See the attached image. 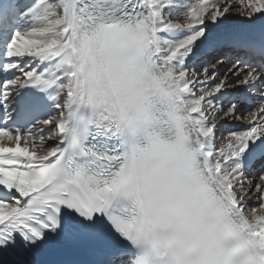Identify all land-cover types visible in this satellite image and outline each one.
I'll list each match as a JSON object with an SVG mask.
<instances>
[{
    "label": "snow or ice",
    "instance_id": "obj_1",
    "mask_svg": "<svg viewBox=\"0 0 264 264\" xmlns=\"http://www.w3.org/2000/svg\"><path fill=\"white\" fill-rule=\"evenodd\" d=\"M109 31L149 41L142 71L191 105L214 188L237 214L264 212V0H0L4 253L88 240L100 243L92 264H142L125 210L108 197L124 161L112 108L83 122L69 148L79 84L68 53ZM256 220L253 244L264 248V215Z\"/></svg>",
    "mask_w": 264,
    "mask_h": 264
},
{
    "label": "clouds",
    "instance_id": "obj_2",
    "mask_svg": "<svg viewBox=\"0 0 264 264\" xmlns=\"http://www.w3.org/2000/svg\"><path fill=\"white\" fill-rule=\"evenodd\" d=\"M149 46L133 33L109 31L83 37L68 53L79 84L70 151L85 135L83 122L111 107L124 161L108 197L125 210L142 264H264V248L251 235L264 212L237 214L214 188L192 138L191 105L142 71ZM113 80L121 85L119 101Z\"/></svg>",
    "mask_w": 264,
    "mask_h": 264
},
{
    "label": "bare ground",
    "instance_id": "obj_3",
    "mask_svg": "<svg viewBox=\"0 0 264 264\" xmlns=\"http://www.w3.org/2000/svg\"><path fill=\"white\" fill-rule=\"evenodd\" d=\"M189 2H195V0H189ZM237 124H243L245 127L247 126V122H246V118H245V120L244 121H235V122H233V124L232 125H229V126H226L224 129H222L221 131L224 133V134H226L228 131H229V129H231V130H236L235 129V125H237ZM223 142L224 141H221V143L217 146V150H218V148H219V146H222L223 145ZM257 182H259L258 180H253V183H257ZM253 192H254V189L252 190ZM250 203H252V204H255V205H258L259 203H260V201L258 200V199H253L252 201H250Z\"/></svg>",
    "mask_w": 264,
    "mask_h": 264
}]
</instances>
